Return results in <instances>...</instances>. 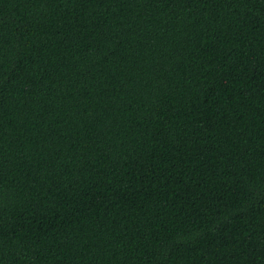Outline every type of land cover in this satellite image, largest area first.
<instances>
[{
	"label": "trees",
	"instance_id": "obj_1",
	"mask_svg": "<svg viewBox=\"0 0 264 264\" xmlns=\"http://www.w3.org/2000/svg\"><path fill=\"white\" fill-rule=\"evenodd\" d=\"M0 264H264V0H0Z\"/></svg>",
	"mask_w": 264,
	"mask_h": 264
}]
</instances>
